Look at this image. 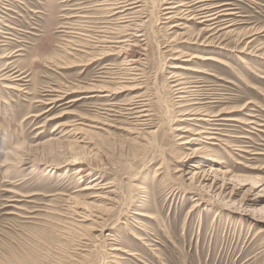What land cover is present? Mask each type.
Wrapping results in <instances>:
<instances>
[{
  "label": "rangeland",
  "instance_id": "1",
  "mask_svg": "<svg viewBox=\"0 0 264 264\" xmlns=\"http://www.w3.org/2000/svg\"><path fill=\"white\" fill-rule=\"evenodd\" d=\"M134 1L76 10L95 18L83 23L91 53L123 48L73 67L77 2L0 0V56L11 55L0 69L13 62L26 77L17 90L0 83V264H264V0H201L222 13L213 23L169 22L166 0ZM175 75L198 101H179ZM89 85L113 94L47 105L60 86ZM196 106L218 120L220 142L185 144Z\"/></svg>",
  "mask_w": 264,
  "mask_h": 264
},
{
  "label": "bare ground",
  "instance_id": "2",
  "mask_svg": "<svg viewBox=\"0 0 264 264\" xmlns=\"http://www.w3.org/2000/svg\"><path fill=\"white\" fill-rule=\"evenodd\" d=\"M68 1H75L77 2V6L79 7H76L75 8V13L73 16H71L70 18H74L76 19L75 22H71V23H68V30H69V34L71 36V40L67 41V46L66 48L68 47V50H70V52H74L73 54L76 55L73 56L72 54H68L69 56L73 57V61L69 62V65H73L74 66H78V67H86L88 65H92V64H96L97 61H102L105 57L107 56H111L113 55L114 52H116L117 50L123 48H121V46H118L119 47H116V48H112L106 44H115V43H120V42H114L111 40H108V39H112L110 37H108V39H106L107 41L106 42H102V41H99V42H102V43H105L106 47L104 45H102V48H99L98 50L96 49V51H93V53H91L92 50H94L93 48H90L89 46V41L87 40V37H91L89 35H86V31L87 29L85 28V25L83 23H86V24H89V21H93V19L95 20V18L92 19V17L90 16H87L85 14H79V12H76V10H81L83 9V4H85L86 2L85 1H90V0H68ZM92 2H100V0H91ZM110 0H105L104 3H95L96 5L94 6H109V5H113L114 6V9H119L120 11L119 12H125L126 10H130V9H133L135 7H138V6H133L134 4H136L137 2L134 1L132 2L133 0H124V1H118V0H115V2L113 4H111L109 2ZM85 2V3H84ZM211 3V2H210ZM86 5V4H85ZM137 5V4H136ZM164 5H166V7L164 8L165 9V15H164V20L166 19L167 21H171L173 18L176 17V14L177 13H181L182 16L185 17H189L188 19L189 20H201V23L203 22H214L220 15H222V13L219 14V12L215 11L214 7L213 6H209L208 5V1H201V0H166V2L164 3ZM93 6V5H92ZM131 6V7H130ZM133 6V7H132ZM110 8H112L111 6H109ZM218 7V6H217ZM103 8V7H102ZM100 7V9H102ZM107 8V7H106ZM109 8V9H110ZM140 8V7H139ZM87 9V7H86ZM123 9V10H121ZM98 10V9H97ZM96 10V11H97ZM74 11V10H73ZM84 11V10H83ZM88 11V10H86ZM85 11V12H86ZM105 11V10H104ZM108 11V10H107ZM112 11V10H111ZM117 11V10H116ZM136 11V10H135ZM82 12V10H81ZM99 12V11H98ZM110 12V11H109ZM107 12V13H109ZM118 12V11H117ZM220 12H223V11H220ZM133 13V12H132ZM101 14V13H100ZM111 14H115V13H111ZM120 14V13H119ZM129 14V13H128ZM226 14V12H225ZM102 15V14H101ZM134 15V14H133ZM166 16V17H165ZM227 16V15H226ZM113 17V15H112ZM118 17V15H117ZM124 17V16H123ZM136 17V16H135ZM140 17V16H139ZM225 17V16H224ZM104 18V17H103ZM109 18H110V15H109ZM119 18V17H118ZM118 18L116 20H118ZM122 18V17H121ZM133 18V16H132ZM67 19V18H66ZM69 19V18H68ZM102 19V18H101ZM124 19V18H123ZM79 20V21H78ZM98 19H96L97 21ZM108 20V19H107ZM111 20V19H110ZM120 20V19H119ZM130 20V19H129ZM132 20V19H131ZM221 20V19H220ZM219 20V21H220ZM225 20V18H224ZM106 21V20H105ZM114 21V20H112ZM126 21V20H125ZM95 22V21H94ZM110 22V21H109ZM128 22V21H127ZM217 22V21H216ZM102 23V22H101ZM101 23H99L101 25ZM118 23V22H116ZM121 23V22H120ZM108 24V23H107ZM199 24V23H197ZM113 25V24H112ZM128 25H131V24H128ZM133 25V24H132ZM203 25V24H202ZM205 26V25H203ZM211 26V25H210ZM88 27V26H87ZM90 27V26H89ZM99 27V26H98ZM112 27V26H111ZM116 27V26H115ZM127 28V26H125ZM129 27V26H128ZM97 28V26L95 27ZM99 28H107L108 27H104V25H102V27H99ZM119 29V27H116ZM121 28V27H120ZM125 28V29H126ZM98 29V28H97ZM110 29V28H109ZM108 29V30H109ZM115 29V28H114ZM91 30V29H90ZM113 30V28H112ZM120 30V29H119ZM93 31V30H92ZM97 31V30H95ZM101 31V30H100ZM106 31L103 29V32ZM117 31V30H116ZM121 31L123 32V30L121 29ZM120 31V32H121ZM138 31V30H137ZM88 32V31H87ZM125 32V31H124ZM134 32V31H133ZM66 33V32H65ZM68 33V32H67ZM97 33V32H96ZM99 33H102V32H99ZM112 33V32H111ZM115 33V32H114ZM117 33V32H116ZM129 33V32H128ZM106 34V33H105ZM108 34H110V32H108ZM119 34V33H118ZM127 34V33H125ZM138 34V33H137ZM98 35V34H97ZM107 35V34H106ZM142 35V34H141ZM121 36V35H120ZM136 36V35H134ZM133 36V37H134ZM101 37V36H100ZM104 37V36H103ZM138 37H141V36H138ZM144 37V36H143ZM107 38V37H106ZM136 38V37H135ZM134 38V39H135ZM80 40V41H77V40ZM93 39V38H92ZM95 39V38H94ZM102 39V38H101ZM131 39V38H130ZM143 39V38H142ZM127 40V39H125ZM92 41V40H90ZM118 41V40H117ZM142 41V40H141ZM79 42H84L82 45H80L81 43ZM93 42V41H92ZM97 42V41H96ZM122 42V41H121ZM124 42V40H123ZM130 42V41H129ZM133 42V41H132ZM136 42V41H135ZM79 43V44H78ZM89 43V44H88ZM95 43V42H93ZM98 43V42H97ZM101 43V44H102ZM131 43V42H130ZM134 43V42H133ZM129 44V43H128ZM127 44V45H128ZM138 45V43H137ZM95 46V45H93ZM92 46V47H93ZM140 46V45H138ZM132 47V45H131ZM95 48V47H94ZM135 48V47H134ZM116 50V51H115ZM124 50V49H123ZM134 50V49H133ZM119 51V52H120ZM240 51V50H239ZM243 51V50H241ZM123 52V51H122ZM127 52V51H126ZM126 52H124V55H126ZM77 53V54H76ZM117 53V52H116ZM114 54V55H117V54ZM128 53V52H127ZM132 53V52H131ZM87 55V56H90L89 59L86 58V62L82 61L81 59V56L80 55ZM118 54H121L122 53H118ZM130 54V53H129ZM79 55V56H77ZM119 56V55H118ZM9 58L11 57V55L8 57V55H3V56H0L1 59H4V58ZM81 58V59H80ZM85 58V57H84ZM128 58H132V56L128 55L127 56V59ZM76 59V60H74ZM123 59V58H122ZM203 60L205 61H209V60H214V62H217V64H220V65H223V66H227L229 64V60L228 59H222V58H211V57H205L203 58ZM67 62V61H66ZM128 61H126L127 63ZM130 62V61H129ZM134 61L130 62L129 64L133 63ZM243 63V62H242ZM65 64V63H64ZM124 64V62H123ZM135 64V63H134ZM134 64H131V65H134ZM111 65V64H110ZM125 65V64H124ZM122 65V66H124ZM113 66V65H112ZM120 66V65H119ZM130 66V65H129ZM57 67V66H56ZM58 67H61V66H58ZM103 67V66H102ZM106 68V67H105ZM125 68V67H123ZM127 68V66H126ZM129 68V67H128ZM127 68V69H128ZM135 69V67H133ZM59 69V68H58ZM61 69V68H60ZM112 69V68H111ZM119 69V68H118ZM122 69V68H121ZM126 69V70H127ZM132 69V68H131ZM138 69V68H137ZM105 70V69H104ZM124 70V69H123ZM120 71V70H118ZM122 71V70H121ZM140 71V70H139ZM113 72V71H112ZM116 72V70H115ZM198 72V71H197ZM101 73V72H100ZM123 73V72H121ZM129 73V72H128ZM99 74V73H98ZM102 75L104 74V72L102 71L101 73ZM98 75L99 79L100 78H103L102 76ZM110 74V73H109ZM118 74V73H117ZM130 74V73H129ZM133 75V74H131ZM138 75V74H137ZM121 76V75H120ZM107 77V76H106ZM26 77L23 76V73L20 71V69L16 66V64H14L13 62H9L7 61L5 64L3 62V66L2 68L0 69V83H2V85L6 88H9L10 89H16L17 90V86L22 83V82H25L24 79ZM173 78L174 81L172 83H175V92L177 95H179L180 97L179 98V101H183L185 100V95H188V97H192V101H198V99H196V96H197V93H198V87L196 85L194 86H189V87H185V84L183 82L184 78L182 77V75H175ZM108 79V78H107ZM112 79V78H111ZM122 79V78H121ZM126 79V77H125ZM124 79V80H125ZM129 79V77L127 78ZM117 80V79H116ZM120 80V79H119ZM102 81V80H101ZM137 81V80H136ZM121 81H119L120 83ZM130 82V81H129ZM138 82V81H137ZM115 83V81H114ZM121 83H124V82H121ZM118 84L120 85L121 87H118L119 90H121V88H124V89H127L126 88V85L124 87L123 84ZM132 84V83H131ZM135 84V83H134ZM117 85V86H118ZM137 85V84H135ZM133 85V86H135ZM90 86V85H89ZM105 86V85H104ZM128 86V85H127ZM132 87V86H131ZM140 87V86H139ZM130 88V87H128ZM114 89V88H113ZM117 89V88H116ZM135 89H137L135 87ZM109 90V89H108ZM105 87L103 88L102 86H94V85H91L89 88H79V87H71V86H60L58 87L57 90H52L51 92H53L55 95L53 97V99H50L49 103L47 105H50V106H54L55 103H58L60 101H63L64 99L66 100V98L71 94V93H76V92H79V93H88V94H94L96 93L97 94H101L102 97H108L109 95L111 96L113 93H111L110 91H108ZM118 90V89H117ZM132 90L134 91V87L132 88ZM19 91H22L19 89ZM116 91V90H115ZM18 92V91H17ZM50 92V91H49ZM115 94H117L115 92ZM108 95V96H107ZM109 96V97H110ZM95 97V96H93ZM100 97V96H99ZM199 97V96H198ZM89 98V97H88ZM135 98V97H134ZM133 98V99H134ZM139 98V97H138ZM196 99V100H195ZM79 99H72V100H69L68 102H66L65 104H70V103H74L76 101H78ZM141 100V99H140ZM191 100V99H190ZM200 100V99H199ZM130 101V100H129ZM131 102V101H130ZM136 104V103H135ZM137 105V104H136ZM146 105V104H145ZM195 105V104H194ZM196 105H199V104H196ZM141 107H143L142 105L141 106H135L129 110H131V114L132 113H135L134 111L137 110V109H141ZM130 108V107H129ZM188 109V108H187ZM113 110V109H112ZM144 110V109H143ZM105 111V110H104ZM146 111V109H145ZM116 112V111H115ZM127 112V111H126ZM140 112H143V111H140ZM128 113V112H127ZM126 113V114H127ZM104 114V113H103ZM130 114V115H131ZM142 114V113H141ZM185 115H188L189 118H192V119H188L186 121H201L200 124L198 125V130L196 132H190L191 136L188 137V140H186L185 144H193V143H196L199 141V139H202V138H206L207 140H215V141H221L220 139H218V136H220V134H218L217 131H219L216 127L215 124H213L214 122H217L218 120H205V119H201V117H198L199 115H204V117H208L209 115L207 113H204V111H202L201 107L199 106H196L194 108H191L189 110H186L185 112ZM138 116V115H137ZM140 116V115H139ZM139 118V117H138ZM139 121V120H138ZM220 121V120H219ZM222 121V120H221ZM225 122V120H224ZM144 123V122H143ZM74 125V124H73ZM143 125V124H141ZM148 125V124H147ZM221 125V124H220ZM67 126V125H66ZM76 126V125H75ZM216 126V127H215ZM92 127V126H91ZM81 129V128H80ZM222 129V128H221ZM71 130H78L77 128L75 127H72ZM70 131V130H69ZM79 131V130H78ZM185 132H189L188 130H184ZM72 132V131H71ZM79 133V132H78ZM204 136V137H202ZM207 140H204L205 142H208ZM225 143V142H224ZM236 146V145H235ZM230 147V146H229ZM234 147V145H233ZM238 147V146H237ZM241 147V146H240ZM236 148V147H235ZM239 148V147H238ZM236 148L235 150H240ZM204 147L203 145H198L196 148L193 149L192 151V154L194 155H197V154H200L202 151H204ZM233 149V148H231ZM219 163H221L219 161ZM85 172V169H80V170H77L75 173L78 174V175H81L80 176V179L84 178V173ZM229 173V170H225L222 172V174H227ZM84 215V214H83ZM81 216V215H80ZM82 220L81 221H85V216H82L81 217ZM80 218V219H81ZM140 240V238H139Z\"/></svg>",
  "mask_w": 264,
  "mask_h": 264
}]
</instances>
